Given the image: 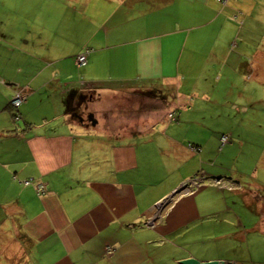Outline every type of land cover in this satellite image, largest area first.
I'll list each match as a JSON object with an SVG mask.
<instances>
[{
    "label": "crops",
    "instance_id": "1",
    "mask_svg": "<svg viewBox=\"0 0 264 264\" xmlns=\"http://www.w3.org/2000/svg\"><path fill=\"white\" fill-rule=\"evenodd\" d=\"M256 3L0 0V264H264V49L240 54L234 38L237 8ZM159 82L164 112L140 87ZM221 133L260 139L256 164L248 147L251 167L238 165ZM197 171L240 188L154 208Z\"/></svg>",
    "mask_w": 264,
    "mask_h": 264
},
{
    "label": "rangeland",
    "instance_id": "2",
    "mask_svg": "<svg viewBox=\"0 0 264 264\" xmlns=\"http://www.w3.org/2000/svg\"><path fill=\"white\" fill-rule=\"evenodd\" d=\"M256 1H257V3L252 6L251 12H247L245 8H237V20H236V22H237V25H238V28L240 31V35H238V34L234 35V38L237 36L236 39L238 40V42L241 39H244L245 42H244V44L241 45L240 48L236 47V42H232L231 45L236 47L238 52L240 54H243V55H249L250 53H252L251 51L256 50L258 48L264 49V1L263 0H256ZM249 6H251V5H249ZM249 6H247V7H249ZM243 7H246V6L243 5ZM249 43H251L250 44L251 49L249 48V50H248ZM245 83L252 85V86H256V87L262 85L256 79H252V80L250 79L249 81H245ZM145 84L146 85H140L141 88L144 87V88L148 89L147 93H143L142 96L143 97H146V96L155 97V100L153 103H154V106L156 108V112L157 111L164 112L167 109L168 104L172 98V93L170 91L171 86H168L162 82H159V84H157V83H153V84L145 83ZM82 102H83V109H88V103H90V102L88 100H83ZM244 103H245V101H244ZM140 108H142V106L140 107L139 102H138V105H136V109L140 110ZM215 110L217 111L218 109H215ZM216 114L217 113L214 111V116H216ZM87 115L90 117V115H91L90 110L88 111ZM255 117H256V119L262 121V119L264 117V113H258V114L255 113ZM96 118L99 119L98 117H96ZM96 118H94L95 120H93V121L90 120L88 122L87 125H89L90 128H92L91 126H93L94 124L96 127H98L100 125V124L96 123V121H97ZM254 122H255V119H253V123ZM252 142L254 145H252ZM261 143H262V141L260 139H258V138L254 139L253 138L252 140L248 141L247 145L244 142H242L239 145L237 138H235V140L233 138H231V143L228 145H231L230 147L232 148V150L234 152L241 154L239 157L238 165H243L245 167L247 166L249 168L251 166L246 161V150L248 147L253 148V153H252V159H253L252 166H253L256 164V159L258 158V155L256 152L257 151L256 147L260 146ZM228 145L226 147H228ZM240 151H241V153H240ZM214 180L218 181L215 178H214ZM181 184H183V183H181ZM210 185L214 186L212 183H210ZM188 186H190V187L188 188ZM201 186H203V184L200 185L199 187H201ZM214 187L218 188V186H214ZM187 189H189L191 191L187 192ZM196 189H198V187L193 185L192 181H190V182H188V184L185 183V185L182 186L181 192L193 194ZM154 208H158V207L154 206ZM5 232L6 231H4V230H0V234L3 233L4 237L9 238V233L8 232L5 233ZM181 260H183V258L177 260V263L180 264ZM28 263L30 264L32 262L27 261V260L14 261V263L12 262V264H28ZM177 263H175V262L171 263L165 257L160 258V256H158L156 261L152 260L151 263H147V264H177ZM142 264H146V263H142Z\"/></svg>",
    "mask_w": 264,
    "mask_h": 264
},
{
    "label": "trees",
    "instance_id": "3",
    "mask_svg": "<svg viewBox=\"0 0 264 264\" xmlns=\"http://www.w3.org/2000/svg\"><path fill=\"white\" fill-rule=\"evenodd\" d=\"M88 52H89V49L88 48H86L85 50H83L82 52H80L79 54H81V53H86V62H87V55H88ZM78 54V55H79ZM77 55V56H78ZM76 56V57H77ZM85 62V63H86ZM173 114L172 115V117H169V114ZM127 115V114H126ZM167 117L169 118V120H171V121H176L177 120V118H178V116L176 115V113H175V111H170L169 113H167ZM222 136H226V140H225V142H223L222 140H221V138H222ZM230 141V135L227 133H221V135H220V146L222 147L225 143H227V142H229ZM188 146H189V148L190 149H192V150H200V147L198 146V145H196V144H194V143H188ZM253 153V152H252ZM217 177H218V179L219 180H222V181H224V182H226V184H228V183H232V185L234 186V188L232 189H229V188H226V187H218V188H220V189H223V190H227V191H233V190H236V189H238V188H240V186H239V182H235L233 179H231V178H227L226 176H223V175H218V176H216V177H208L207 175H205V173L203 172V171H197L196 173H194L192 176H190V177H188V178H186L182 183H187L188 184V182H190V181H196V179L197 180H199V181H201L200 182V185H205V184H210L211 182H212V180H214V178L215 179H217ZM26 180H28L29 181V183H31V179L29 178V179H26ZM35 185H37L36 183H35ZM199 185V186H200ZM199 186H197L198 188H199ZM35 188H36V186H35ZM36 192H37V194H40V193H43L44 192V189H43V192H40V191H37V189H36ZM185 194H188V193H185Z\"/></svg>",
    "mask_w": 264,
    "mask_h": 264
},
{
    "label": "built area",
    "instance_id": "4",
    "mask_svg": "<svg viewBox=\"0 0 264 264\" xmlns=\"http://www.w3.org/2000/svg\"><path fill=\"white\" fill-rule=\"evenodd\" d=\"M76 62L78 65H84L85 62H86V53H81L79 54L77 57H76ZM24 99V95L19 91V90H15V93L13 95V97L10 99L9 101V106L13 109H17L18 106L21 104V102L23 101ZM172 113L169 114V117H172ZM221 140L223 142H225L226 140V136H222ZM200 182L199 180L196 179V181H192V184L195 185V186H199L200 185ZM25 184H28L29 181L28 180H25L24 181ZM214 186H218V187H226V188H229V189H233L234 186L232 185V183H228L226 184V182L222 181V180H218V181H215V180H212L211 182ZM183 185H185L184 183L181 184L180 186L182 187ZM190 186H188L189 188ZM36 189L37 191H40L42 192L43 189H44V185L43 184H39V185H36ZM191 190L187 189V192H190ZM181 192V190H180ZM185 193V192H183Z\"/></svg>",
    "mask_w": 264,
    "mask_h": 264
},
{
    "label": "water",
    "instance_id": "5",
    "mask_svg": "<svg viewBox=\"0 0 264 264\" xmlns=\"http://www.w3.org/2000/svg\"><path fill=\"white\" fill-rule=\"evenodd\" d=\"M181 188H182L181 186H178L170 195L164 197L161 201L168 200L170 197L175 196L177 193L180 192ZM180 264H225V262L223 260H217V259L204 261V260H198V259L189 257V258H185L181 260Z\"/></svg>",
    "mask_w": 264,
    "mask_h": 264
},
{
    "label": "clouds",
    "instance_id": "6",
    "mask_svg": "<svg viewBox=\"0 0 264 264\" xmlns=\"http://www.w3.org/2000/svg\"><path fill=\"white\" fill-rule=\"evenodd\" d=\"M180 185H181V184H180ZM180 185H179V186H180ZM177 194H178V193H177ZM173 197H174V196H173ZM170 198H171V197H170ZM170 198H169V199H170ZM169 199H168V200H169ZM168 200H163V201L159 202L160 204L158 203V204L155 205V206L163 205V204H165ZM223 261H224V260H223ZM224 262H225V264H229L227 261H224Z\"/></svg>",
    "mask_w": 264,
    "mask_h": 264
},
{
    "label": "bare ground",
    "instance_id": "7",
    "mask_svg": "<svg viewBox=\"0 0 264 264\" xmlns=\"http://www.w3.org/2000/svg\"><path fill=\"white\" fill-rule=\"evenodd\" d=\"M217 180H219L218 177H217Z\"/></svg>",
    "mask_w": 264,
    "mask_h": 264
}]
</instances>
